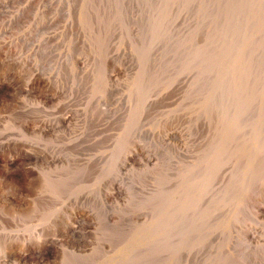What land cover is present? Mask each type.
Listing matches in <instances>:
<instances>
[{
	"label": "rangeland",
	"instance_id": "rangeland-1",
	"mask_svg": "<svg viewBox=\"0 0 264 264\" xmlns=\"http://www.w3.org/2000/svg\"><path fill=\"white\" fill-rule=\"evenodd\" d=\"M0 264H264V0H0Z\"/></svg>",
	"mask_w": 264,
	"mask_h": 264
},
{
	"label": "bare ground",
	"instance_id": "bare-ground-1",
	"mask_svg": "<svg viewBox=\"0 0 264 264\" xmlns=\"http://www.w3.org/2000/svg\"><path fill=\"white\" fill-rule=\"evenodd\" d=\"M256 6V4H254ZM258 6V5H257ZM248 19V18H247ZM250 29V28H249ZM215 64V63H214ZM218 64V63H217ZM225 80V79H224ZM228 83V82H227ZM218 92V91H217ZM225 95V94H224ZM219 108V107H218ZM53 162V161H52ZM27 183V182H26ZM249 193V192H248ZM220 200V199H219ZM195 201V200H194ZM26 250H24L22 253L24 254ZM20 256V255H19ZM22 257V256H21ZM21 259V258H20Z\"/></svg>",
	"mask_w": 264,
	"mask_h": 264
}]
</instances>
